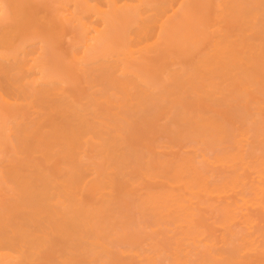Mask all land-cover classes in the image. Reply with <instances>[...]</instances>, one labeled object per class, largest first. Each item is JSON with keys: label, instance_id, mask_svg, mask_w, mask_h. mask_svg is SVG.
<instances>
[{"label": "bare ground", "instance_id": "bare-ground-1", "mask_svg": "<svg viewBox=\"0 0 264 264\" xmlns=\"http://www.w3.org/2000/svg\"><path fill=\"white\" fill-rule=\"evenodd\" d=\"M0 264H264V0H0Z\"/></svg>", "mask_w": 264, "mask_h": 264}]
</instances>
